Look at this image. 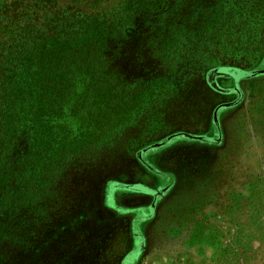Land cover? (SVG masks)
I'll use <instances>...</instances> for the list:
<instances>
[{
  "label": "rangeland",
  "instance_id": "1",
  "mask_svg": "<svg viewBox=\"0 0 264 264\" xmlns=\"http://www.w3.org/2000/svg\"><path fill=\"white\" fill-rule=\"evenodd\" d=\"M140 4L127 49L142 38L150 62L161 56L146 66L169 72L160 108L114 116L104 146L0 185V264H264V0ZM229 71L242 72L233 94L212 90L207 75ZM76 120L55 130V150Z\"/></svg>",
  "mask_w": 264,
  "mask_h": 264
},
{
  "label": "trees",
  "instance_id": "2",
  "mask_svg": "<svg viewBox=\"0 0 264 264\" xmlns=\"http://www.w3.org/2000/svg\"><path fill=\"white\" fill-rule=\"evenodd\" d=\"M137 2L13 0L0 4V185L10 188L16 179L24 178L26 169H38L41 162L57 165L64 149L81 150L90 141L104 146L113 137L109 131L114 116L122 122L129 120L132 108L140 117L152 107L153 111L160 108L155 104L161 101L152 96L169 72L157 74L146 66L162 67L161 56L151 57L150 62L142 53L147 49L142 38L138 51L127 49L132 44L129 30L135 28L133 12L143 7ZM241 76L240 71H229L218 77L236 85ZM81 83L83 87H78ZM70 117L77 119L75 133L57 151L55 130L63 129ZM152 126L148 143L160 138L157 123ZM140 142L145 144L143 139ZM20 149L24 152L17 157ZM16 160L23 168L18 176L10 165Z\"/></svg>",
  "mask_w": 264,
  "mask_h": 264
},
{
  "label": "crops",
  "instance_id": "3",
  "mask_svg": "<svg viewBox=\"0 0 264 264\" xmlns=\"http://www.w3.org/2000/svg\"><path fill=\"white\" fill-rule=\"evenodd\" d=\"M207 77H208L209 85L212 88V90H214L216 92H220V94H223V95L227 94V95L231 96L233 94V93H231V89L233 88V86H231L230 84L226 88H223L221 86L223 82L228 83V82H225V79H221V78L216 77V76L209 77V75H207Z\"/></svg>",
  "mask_w": 264,
  "mask_h": 264
}]
</instances>
